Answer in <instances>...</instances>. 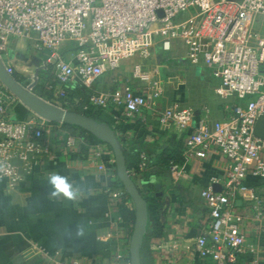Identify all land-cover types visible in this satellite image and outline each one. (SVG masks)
<instances>
[{"label": "built area", "instance_id": "built-area-1", "mask_svg": "<svg viewBox=\"0 0 264 264\" xmlns=\"http://www.w3.org/2000/svg\"><path fill=\"white\" fill-rule=\"evenodd\" d=\"M259 17H264V0H0V58L13 76V68L1 55L12 39L32 35L33 48L49 51L47 63L55 67L49 89L53 100L61 103L51 104L64 110L73 102L66 90L70 83L91 90L107 71L135 59L131 77L141 85L140 91L126 85L91 93L80 108L86 116L116 105L123 107L129 120L142 109L154 110L163 96L162 84L145 69L153 39L158 37L165 49L174 42L182 44L190 66L210 70L218 82L214 93L223 103L232 98L245 101L222 121H210L207 112L197 117L191 108L177 105L165 109L160 118L175 131L190 129L184 154L204 159L215 150L230 161L222 190H201L209 223L197 235L195 251L212 264H236L245 237L239 218L231 213L232 203L242 191L255 199L253 190L244 185L248 174L264 180V141L253 135L256 120L264 116V33L256 29ZM70 43L75 50L65 60L57 52ZM10 100L0 83V178L13 188L51 151L44 139L50 123L35 115L15 121ZM59 134L66 149L76 147L74 136ZM140 159L139 167L145 168V157ZM170 168L175 174L179 171L176 164ZM124 194L111 191L110 197L116 201ZM257 219V229L264 234L261 210ZM248 250L254 252L252 246ZM113 264H130L128 254L117 252Z\"/></svg>", "mask_w": 264, "mask_h": 264}, {"label": "crops", "instance_id": "crops-1", "mask_svg": "<svg viewBox=\"0 0 264 264\" xmlns=\"http://www.w3.org/2000/svg\"><path fill=\"white\" fill-rule=\"evenodd\" d=\"M172 45L173 48L177 47L178 53L181 52V57L164 65L163 61L167 59L157 56V68L169 70L177 65L179 70L181 61L188 64L185 47L179 42ZM72 54L68 53L65 60L70 59ZM5 63L14 68L15 74H22L15 56L6 58ZM199 68L202 79L196 78L213 84L215 94L218 82L212 78L209 69ZM145 69L163 87L174 79L162 77L157 69L152 71L147 62ZM122 70L123 67L107 71L93 84L91 93L112 92L126 85L140 91V85H135ZM195 70V67L190 70L194 77ZM182 73L179 70V74ZM80 87L78 82L66 87L73 101L65 107L67 111L80 110V99L75 98ZM177 87L178 91L181 90L179 85ZM42 92L45 97L40 98L43 100L56 105L61 103L53 100V91L46 83ZM76 101L78 104L74 103ZM219 101L216 105L210 100V107L204 103L193 104L189 94L179 91L169 98L166 93L163 94L154 110L142 109L129 120L124 118L123 107L116 105L94 113L115 131L122 149L133 154L129 161L133 165L138 163L136 173L131 172L137 188L145 195L160 198L159 223L162 233L149 241L144 264H212L199 258L195 251V239L209 223L208 211L200 193L208 188L220 192L231 163L215 150L204 159L184 154L190 129L175 131L162 123L160 118L165 109L177 105L191 108L197 117H203L207 112L210 121H222L229 117L234 106L245 104V101L233 98L227 104ZM10 108L15 120L25 119L32 114L13 95ZM59 133L74 136L76 147L66 149ZM44 139L49 145L50 157L39 159L13 188L0 178V264H113L117 252L128 254L134 205L126 196L116 201L110 197L111 191H123L117 187L118 179L110 148L94 140L88 133L59 123L46 126ZM164 149L176 157L169 165L162 166V171L158 161ZM136 152L141 154L140 157H145V168L139 167L141 159L139 162V155H134ZM171 164L179 167L177 174L171 171ZM51 172H58L71 182L82 185L83 191L79 197L72 201L62 197L50 198L45 178ZM244 185L253 190L256 200L248 191H242L237 193L232 203L231 213L239 218L238 224L245 237V249L237 257L236 264H249L251 260L264 264V234L257 229L258 213L260 210L264 213V180L248 174ZM81 227L83 235H77ZM249 246L253 247V253L249 252Z\"/></svg>", "mask_w": 264, "mask_h": 264}, {"label": "water", "instance_id": "water-1", "mask_svg": "<svg viewBox=\"0 0 264 264\" xmlns=\"http://www.w3.org/2000/svg\"><path fill=\"white\" fill-rule=\"evenodd\" d=\"M163 16L161 11L157 12ZM0 83L33 115L50 123H59L81 129L104 142L111 150L118 181L134 205V223L128 245L130 264H141L140 246L147 225V208L145 201L127 170L122 145L115 131L105 123L75 112L61 109L31 92V87H24L5 70L0 58ZM253 135L264 141V116H260L254 125Z\"/></svg>", "mask_w": 264, "mask_h": 264}, {"label": "rangeland", "instance_id": "rangeland-1", "mask_svg": "<svg viewBox=\"0 0 264 264\" xmlns=\"http://www.w3.org/2000/svg\"><path fill=\"white\" fill-rule=\"evenodd\" d=\"M256 29H258L260 32L264 33V17H259L256 21ZM34 44V37L28 36L24 38L19 39H12L10 41V44L8 46L9 53L3 52L2 57L6 60V58H10L12 56H15L17 59V63L21 67L19 71L22 72V74H15L13 73V76H17L19 83L24 87H31L38 79L41 78L44 80L52 79L54 76L55 67L53 64L47 63V59L50 56L49 51H41L38 52L33 48ZM173 43H171V46L169 49L163 48V43L160 41L158 37H155L153 39V44L150 49V57L148 58L147 65L149 69H157L160 74H162V77H171L172 82L170 84H166L163 87V94H167V97H172L173 93H178L180 91L186 92V94H189V100H191V103H204L208 107L211 106L210 100L216 105L219 103V99L216 98L215 94H213V84L209 82H202L199 81L197 78L202 79L201 74V68L195 67V77L193 76L192 72L190 71L193 69L189 64L184 63L181 61V68L179 69L182 71V74H179L178 66L176 65V68L172 69H165V68H157L156 67V57L162 56L164 59H167L168 62L179 60L181 57V52L178 53V49L173 48ZM67 44L65 46L61 47L58 50V54L61 55L63 58H67ZM135 61V59H130L128 61H123L121 63V67H119L118 70H120L123 67V72L126 74L127 77H130L131 81L138 85H140L136 80H133L131 77L132 72V64ZM146 64V63H145ZM158 66V65H157ZM170 66V65H169ZM174 67V65L170 66ZM14 69V68H13ZM153 71V70H152ZM186 71V72H185ZM115 72V71H114ZM103 75L102 77H104ZM184 76V78H183ZM100 77V78H102ZM197 77V78H196ZM18 82V81H17ZM131 82V83H132ZM181 90L178 91V86ZM33 87H31V90H33ZM141 87V85H140ZM165 91V93H164ZM32 92V91H31ZM214 98V101H213ZM219 106V105H218ZM194 108V106H192Z\"/></svg>", "mask_w": 264, "mask_h": 264}, {"label": "trees", "instance_id": "trees-1", "mask_svg": "<svg viewBox=\"0 0 264 264\" xmlns=\"http://www.w3.org/2000/svg\"><path fill=\"white\" fill-rule=\"evenodd\" d=\"M66 50L68 51V53L72 54L74 52V50H75V45L70 43ZM64 59H66V58H64ZM163 64L164 65H166V64L168 65V64H171V62H168L167 60H164ZM12 77L16 81L19 82L17 76H12ZM52 81H53V78L49 79V80H44L42 78L40 80L38 79L37 83L33 87L32 92L35 95L39 96V97H45V95L42 92L43 91V84L46 83L48 86L49 85L52 86L53 85ZM77 90H78V94H76L75 98L80 99L79 100L80 101L79 104L85 103L88 100L89 95L91 94V90H87V89H85L83 87H80ZM74 112H78V114L82 113V112H80V110H77V109H75ZM96 115L97 114H86V116L91 118L92 120H94L96 122L103 123L101 120L98 119V117ZM30 117H33V114H30V116H28L25 119L24 118L23 119H17V120H15L14 118L13 119L15 121H25V120L29 119ZM64 126L68 127V128L75 129V130H77V131H79L81 133L87 134L86 132L82 131L79 128L68 126V125H64ZM89 136L92 137L94 140L98 141L99 143L105 144L104 142L100 141L96 137H94V136H92L90 134H89ZM163 151L164 152L161 155V159L158 161V163L161 165V167L169 165L170 162L175 160V157H176L175 154L173 156V153L171 151H167L166 149H164ZM123 153H124V157H125V163H126L127 170L130 173L131 178L133 180V176H132L131 172L133 171V172L136 173V171H137V165L136 164H138V163H135V165L131 164L130 161H129V157H132L131 155H133V154L128 153L125 149L123 150ZM134 155L136 157H138V155H139L138 159H139V162H140V155L141 154L136 152ZM157 167H158V165H157ZM163 168L164 167H162V169L161 168L160 169L163 171L164 170ZM117 187L124 191L121 183L118 180H117ZM138 190H139L140 194L142 195V197H143V199L145 201V204H146V208H147V225H146V230H145L144 236L142 238L140 251H139L141 264H144V257H145V255L147 254V251H148V243H149V241L151 239L160 237V235L162 233V226L159 223V215H160L161 203H160V198L159 197H156L155 195H145V194H143L141 192L140 189H138ZM124 196H126L128 199H130L128 197V195L126 194V192H125Z\"/></svg>", "mask_w": 264, "mask_h": 264}, {"label": "clouds", "instance_id": "clouds-1", "mask_svg": "<svg viewBox=\"0 0 264 264\" xmlns=\"http://www.w3.org/2000/svg\"><path fill=\"white\" fill-rule=\"evenodd\" d=\"M46 182L50 189L48 195L52 199L64 198L72 201L79 197L83 191L82 185L75 184L69 180L68 177L61 175L58 172L48 173ZM83 228H78L77 235H83Z\"/></svg>", "mask_w": 264, "mask_h": 264}]
</instances>
